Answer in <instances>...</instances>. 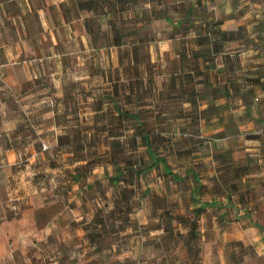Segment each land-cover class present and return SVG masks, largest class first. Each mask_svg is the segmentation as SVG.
I'll list each match as a JSON object with an SVG mask.
<instances>
[{"label": "crops", "instance_id": "crops-1", "mask_svg": "<svg viewBox=\"0 0 264 264\" xmlns=\"http://www.w3.org/2000/svg\"><path fill=\"white\" fill-rule=\"evenodd\" d=\"M84 2L87 4L85 8L81 6ZM118 2L126 6L125 9L131 8L136 15L141 16L140 10H144L148 20H163L178 31L183 27L182 35H196L198 38L193 42L195 45L191 43L192 39L184 40L180 43L181 47L172 45L174 39L168 37L155 45L152 51L157 64L152 66L156 68L164 64L161 56L165 54L168 71L166 75L161 74V80L153 76L148 81L153 87H150L151 94L148 96L142 93V85L145 84L138 70L141 65L139 60L124 64L119 59L115 64L117 80H113V85L105 86L110 79L103 77L100 95L87 93L85 97L91 106L82 111H71L75 113V118L77 116L76 125H65L64 129L71 134L73 130H82L78 124L83 119L89 117L90 122L97 123L96 117L101 116L104 118V133H109L106 146L110 148L115 140L110 133L122 131L121 128L126 127V119L131 118L137 129L131 136L135 142L140 141L144 145L140 133L145 129L160 131L163 120L159 117L167 115L170 118L167 121L168 130L176 131L180 127L203 134L204 168L197 171L190 169L186 173L193 175L189 186L191 202L184 209L168 213L173 215V221H169L167 226H172L168 228L176 232V245L170 248L173 263L264 264V0H222V6L211 17L214 18L212 26L207 25L211 18L205 11V0ZM115 4V0H0V99L6 100L0 109L7 121L4 124L5 120H0L2 126L5 125V129L1 127L2 132L12 131L14 136L11 139L15 141L20 137V134H15L20 122L21 127L30 123L15 116L14 111L7 107L6 98L15 95V88L23 100V107L27 108L25 114L37 117L36 127L40 132L60 126L59 120L58 124L55 122L56 116L65 118L64 123L70 124L66 121L71 116L67 100L72 94L64 91L61 97L54 99V106L45 109L36 107L35 103L32 104L36 100L32 99L29 87L32 79L38 78L31 74L35 73L34 68L39 67V61L48 67L46 58L52 56H46L55 51V34L61 27L65 28L66 34H74L76 42L81 43L82 51L89 53L94 50L95 46L91 43L93 31L90 29L94 16L89 15L91 12L95 14L101 10L102 16H107L110 27L105 33L108 37L113 36L114 31L120 37L136 33V26L133 32H122L120 27H114L118 18L120 23L124 19L119 16L122 9H117ZM228 4L229 11L226 8ZM176 33L179 32L169 34L174 36ZM83 37L89 44L84 43ZM121 46L122 41L115 45L111 40L101 47L111 52L112 48ZM180 49L184 50L182 54L178 52ZM172 50L175 54H171ZM44 51L47 54L41 56ZM153 60L148 64L151 65ZM107 62L110 72L111 63ZM170 64L174 66L173 70H170ZM29 69L33 71L29 72ZM90 82L91 79L86 82L87 86L94 85ZM127 83L134 91H127ZM152 91L155 92L153 95ZM77 96L73 95L74 98ZM146 104L149 107L143 109ZM84 110L89 111L88 117ZM143 115H150L153 120L146 121ZM6 140L3 153L7 158L12 155V159L8 158L12 162L7 160L6 169L0 171V264H34L30 262L32 249L29 247L42 243L41 236L46 239L47 226L33 228L28 222L29 199L23 205L18 201L19 196L25 197V189L11 186L15 176L9 170L16 163L18 149L12 147L9 137ZM32 140L24 137L22 146H31ZM169 175L178 180L186 179L173 173ZM16 191L18 197L14 199L17 201L12 200ZM76 222H69L70 227L79 224L86 230L78 235L72 227L71 243L63 240L59 248L62 254L68 253L70 260L63 259L56 252L52 263L60 264L61 260H67L66 264H89L92 256L101 253L102 256L106 254L105 259L112 258L113 245L108 246L107 253L100 247L105 233L95 234L102 221ZM60 223L67 226L66 222L58 220L53 224L59 228ZM155 226L151 234L159 227ZM106 234L109 232L106 231ZM140 238L135 236L134 239ZM158 254L150 264H159ZM125 257L119 250L117 259L120 264L126 263V260H120ZM37 258L40 259L36 261L41 263V254Z\"/></svg>", "mask_w": 264, "mask_h": 264}, {"label": "rangeland", "instance_id": "rangeland-1", "mask_svg": "<svg viewBox=\"0 0 264 264\" xmlns=\"http://www.w3.org/2000/svg\"><path fill=\"white\" fill-rule=\"evenodd\" d=\"M117 1L120 0H115L117 9H122L119 16L124 19L120 23L118 18L115 27H120L119 30L121 29L122 32H133L136 26L138 27L137 32L123 36L122 46L117 48L118 50L112 48L111 52H108L106 47L102 48L101 46L102 44L107 45L113 37H108L105 33L110 27L109 19L106 15L102 16L101 10L95 14L91 12L89 15L94 16L93 21L90 22V29L93 31L91 43L95 47L93 51L87 53L82 51L81 43L76 42L74 34H66L65 28H59L55 34V43H57L54 47L55 51L46 56L52 57H45L48 67L44 64L42 65V62L39 61V67L34 68L35 73L31 74L33 76L36 75L38 78H33L29 87L33 95L32 99L36 100L32 104L35 103L36 107L41 106L42 109L52 107L55 104L54 99L61 97L62 93L66 91L72 94L71 99L67 100V107L70 112L82 111L81 109L90 107L91 104L87 102L86 94L93 92L96 95H100L103 77L110 79V83L105 84V86L113 85V80L118 78L117 65L115 64L119 59L124 64L130 60H139L141 65L138 70L140 71V76L144 79L142 83L145 84L143 92L148 96L151 94L150 87H152L148 81L153 76H158L161 80V74L164 73L166 75L168 71V64L166 63L168 59L165 54L161 56L164 64L156 68L152 66V64H157V58L152 51V49H155V45L160 40L168 37L174 39V42H171L172 45L181 47L180 43H183L184 40L192 39V42H190L193 43L198 38L196 35H182L183 27L178 31L171 28L163 20H148L149 17L147 18L146 13L144 14V10H140L142 11L141 16L136 15L131 8L125 9L126 6L120 5L121 3H117ZM205 1L206 13L210 18L214 17L215 11L222 6V0ZM85 4L84 2L81 6L85 8L87 5ZM163 5L165 6L164 3ZM226 8L227 11L230 10L229 4L226 5ZM178 15L180 16L181 14L179 13ZM195 15L198 16V13ZM207 23L209 26L214 25V18L208 20ZM142 25H147V27L142 28ZM171 32H179L181 35L176 33L171 36L172 34H169ZM83 39L84 43L89 44L86 37H83ZM99 47L102 49H99ZM127 48L128 51L126 50ZM183 51L180 49L178 52L182 54ZM46 54L44 51L41 56ZM171 54H175L173 50ZM37 55L40 54L38 53ZM34 56L35 54L32 57ZM152 59H154L155 63L151 62V65L150 63L148 64V61H152ZM107 61L111 63L110 72L106 64L108 63ZM173 69L174 66L170 64V70ZM120 70L122 73L123 69L121 68ZM32 71L29 69V72ZM127 74L130 75L129 73ZM90 79V83L94 84L93 86L90 84L87 86L86 84ZM121 85L125 88L123 83ZM159 87L162 88L161 86ZM126 89L128 91V83ZM13 92L15 95L11 98L6 96L8 97L6 98L8 100L7 107L14 111L15 116L25 119V121L29 120L30 123L25 127L22 124L21 127L20 122V128L15 132L16 135L20 134V137L14 141L11 139L14 136L12 131L2 132L1 127L5 129V125L2 126V123L6 124L7 121L3 119L0 109V120H5L2 123L0 121V171L6 169L8 158L12 159V155L7 158L3 153L5 150L4 144H6V139L9 137L12 147L14 146V148L18 149V152L16 151L18 155L16 163L9 170L15 176L11 186L12 188L25 189V197L19 196L18 201L23 205L29 199L30 210L25 214L28 216V222L32 225L31 227L42 228L47 226L46 239L44 240L43 236H41L42 243H38L36 246L30 245L29 247L32 249L30 262L36 264L37 259H40L37 258V255L41 254L43 261L40 260L41 263L37 262V264H50L54 261L56 252H59V256H62L63 259L69 261L68 253L64 252L65 254H62L60 252V243L63 240L71 243L72 227L74 233H78V235H82V232L86 230L79 224L76 227L74 226L75 224L70 227L69 222L78 221L76 223H80V221L99 220L102 222L96 228L95 234L101 235V233H105L100 247L101 249L103 248L104 253H107L110 249L108 246L111 247L113 245L112 248L114 250L111 249L113 256L105 259L104 256L106 254L102 256L101 253L92 256L89 264H120L119 258L117 259L119 250L126 255L125 258L120 259L122 261L126 260L124 264H150L151 260L156 257L157 252L160 255L158 256V259H160L159 264L166 262L174 264L170 248L172 249L176 245L174 241L176 232H174V229H169L172 226H167L169 221L171 223L173 221V215L168 213L179 208L184 209L191 202L189 186L193 175H190V173L186 175V173L190 169L197 171L204 168L206 162V159H204L203 138L198 136L200 133L194 129L183 130L180 127L176 131H170L166 128L168 127L169 116L159 117V119L163 120L160 126L162 129L158 131L159 134L161 133L162 139L157 137L152 139L154 151L156 155L166 158L172 171L171 173L179 178H186L181 180L173 179L162 166L142 170L149 163V159L144 145L140 141L135 142L131 136L137 131L131 118L126 119V122H124L126 127L121 128L122 131L116 130L112 132L113 134L110 133L117 143H115L114 147L108 148L106 139L109 133H104L106 131L103 130V117H96L97 123H92L89 121V114H87L89 111L84 110L83 112H86L88 119H83L78 124L82 130H73L70 134L64 129V126L74 127L77 122V116L75 118V113L71 112V116L66 120L70 124L64 123L65 118H57L56 116L55 122L58 124L57 120H59L60 126H54L48 129L47 132H40L36 127L37 117H33V114L29 116L25 114L24 111L27 108L22 105L23 100L20 99L18 89L15 88ZM154 93L152 91V95ZM189 93H192V91ZM73 95L78 96L74 98ZM47 96L50 99H47ZM4 102H6L5 99H0L1 107ZM147 103H149V100ZM149 105L146 104L143 109L148 108ZM152 118L150 115H143V119L146 121H151L153 120ZM24 137L33 139L31 146H22ZM172 143L175 145L174 147H172ZM2 157L4 158L3 160H1ZM8 161H10L9 163L12 162V160ZM117 168L122 173L119 174L117 183H114L111 178L118 175L115 173ZM130 169H133L136 174L129 172L128 170ZM193 183L195 182L193 181ZM16 194L18 195L17 191L14 192L12 200L17 201V199H14L18 197ZM154 207L159 209L160 212H157ZM57 220L63 223L66 222L67 226L65 223L64 225L60 223V227L56 228L53 223L57 222ZM154 225H156L155 227L159 225V227L154 229L155 231L151 234ZM93 230L94 228L91 229L92 232ZM106 231L111 236L106 234ZM110 231L112 232L110 233ZM135 236L142 237V239L136 240L134 239ZM112 241L115 242L112 243ZM71 248L69 253L72 250ZM67 260H61L59 263L66 264ZM176 264H181V262H176Z\"/></svg>", "mask_w": 264, "mask_h": 264}, {"label": "trees", "instance_id": "trees-1", "mask_svg": "<svg viewBox=\"0 0 264 264\" xmlns=\"http://www.w3.org/2000/svg\"><path fill=\"white\" fill-rule=\"evenodd\" d=\"M132 1V0H130ZM134 2V1H133ZM114 25H112L113 27ZM115 27V26H114ZM122 41V36L120 37L116 31H114V35L112 37V42L115 45H119ZM143 87L145 85H142ZM128 91H134L131 89V86L128 85ZM133 88V87H132ZM147 88V87H146ZM144 91V90H143ZM142 91V93L144 94V92ZM145 95V94H144ZM112 133V132H111ZM113 134V133H112ZM111 134V135H112ZM161 134V133H160ZM159 132H151L149 129H145L144 131H142V133H140V136H142V140L143 143L145 145V149H146V153L149 159V163L145 166L144 169L142 170H149L153 167H158V166H162V168L169 174H171V169L169 168V165L167 164V161L164 157L156 155L155 153V149L153 148V141H151V138L155 139L156 137L158 139H162V137L160 136ZM198 136H200V138H204V136L202 134H199ZM115 143H117L116 141L113 140L112 142V147H114ZM133 167V166H132ZM118 169V168H117ZM115 169V173H117L118 175L114 176L113 178H111L113 180L114 183H117V180L119 178V174L122 173L121 170H117ZM129 172H132V174H136V172H134L133 169L128 170ZM119 172V173H118ZM172 176V175H171ZM173 179H175V176H172Z\"/></svg>", "mask_w": 264, "mask_h": 264}]
</instances>
